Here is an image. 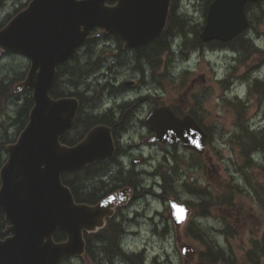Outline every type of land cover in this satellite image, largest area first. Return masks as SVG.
<instances>
[{"label": "flooded vegetation", "instance_id": "af4514ba", "mask_svg": "<svg viewBox=\"0 0 264 264\" xmlns=\"http://www.w3.org/2000/svg\"><path fill=\"white\" fill-rule=\"evenodd\" d=\"M31 1L0 0V26L8 23L14 14L25 10ZM179 1L169 0L166 24L161 34L165 33L171 15L182 17L185 27H192L188 14L181 12ZM113 3L115 2L109 1V4ZM245 6L248 18L247 28L237 38L228 42L212 41L213 44L211 45L203 43L205 47L200 55V59H208V57L217 59L220 56H224L225 59L228 58L229 72H225L222 76L215 75L213 79H206L203 72L199 71V75L190 81L191 86L188 88L186 87L189 82V80L187 81V72H190L192 68L187 66V68L182 67L177 71L175 68L177 64L180 65L178 58L172 60L168 56L164 60L161 59L159 62L161 69L156 70V55L162 58L165 54L163 52L159 55V53L154 52L157 37L141 47L126 49L120 38L104 32L102 27L96 26L87 33L80 46L65 61L68 63L71 61L69 66L73 67L76 63H86L89 59H96L100 56L96 64L97 68L90 72L85 83L78 86L75 84L68 86L69 97L77 101L74 121L69 130L66 131L72 140V144L69 146L80 142L91 129L97 126H104L109 129L114 146L111 157L84 167L89 169L86 177L88 193L90 194L88 204L94 205L123 188L131 190L129 200L116 205L112 214L104 218L100 228L86 233V264H138L137 258L134 260L131 256L139 253L130 252L128 249V239L131 237L128 233H137L133 229L134 226L140 223V218L146 216L135 208V205L147 196L163 199L164 203L170 197L169 195L165 196L163 192L157 193L153 187L145 186L142 176L144 174L159 176L161 171H168L172 175L168 176L167 180L173 181L174 185L175 179L178 177L181 179V173H185L187 170L203 171L204 159L212 158L217 149L219 127L217 123L219 122L220 125L222 121L220 111L223 109L231 115L230 124L241 129V135L235 134V140L238 136L236 144L241 153L245 154L246 146H242L241 143L245 142L244 139L249 135L248 132L251 128L264 123V38L261 36L254 37L251 33L253 29L257 30V27L261 25L254 23V21L264 16V0L248 2ZM11 9L12 12H10ZM201 14L205 19L204 7ZM195 25L200 26L202 24L195 23ZM186 32L185 34L180 33V35L187 37L188 32ZM89 40L91 41L87 43ZM162 42L163 39L160 40V43ZM228 52L231 53L229 56L224 55L229 54ZM252 52L256 58L253 63L250 62ZM13 56L29 60L26 56L1 52L0 73L2 71L3 73L0 74V79H4L5 82L11 79L9 77L11 74H8L11 73V67H8L7 64L2 70L1 65L4 61L10 62ZM244 65L248 66L245 71H242L241 68ZM26 71L19 72L24 73L25 76ZM18 78L17 82L21 81V78ZM211 80L216 81L218 84L216 87L221 90V94L217 96L223 99L222 107L218 106L219 109L206 106L207 102L211 101V96L209 97L205 93L214 87ZM192 86L196 90H193ZM15 87L17 93L22 91H20L22 87L16 85ZM174 88L179 91L184 89V99L180 97L176 100L172 97ZM1 100L2 98H0V103L9 102L7 99ZM216 101L219 100L216 99ZM156 110L169 113L170 117L179 120L184 118L193 120L206 134L205 148L198 152L178 142L159 141L156 132L150 128L153 125V116ZM242 127H246L243 132ZM6 133L8 132L6 131ZM258 137H260L261 142L256 150L263 153L264 133L259 132ZM4 143H9L7 136L0 140V169L6 159V144ZM262 158L260 166L261 173L264 174V156ZM149 168H154V171H149ZM119 176H131L133 179L124 181L121 178L118 179ZM185 183L182 182L181 184L184 186ZM156 184L161 185L162 183ZM173 185H171L172 188H174ZM230 185L241 190L239 187L241 185L234 182L226 183L222 188ZM186 187L189 188L187 185ZM198 192L203 191L200 189ZM261 203L264 208V198ZM236 215L241 216L242 212L238 211ZM235 222L241 223V225L236 226L238 230L240 227L243 230L246 225L248 226L246 219L243 222L236 218ZM9 226L10 222L0 212L1 240L10 235ZM115 234H117V240L114 239ZM263 238L264 229L259 240ZM250 246L251 248L254 246L252 242ZM108 251L113 257L111 261L105 262L108 256L105 252ZM247 253L248 251L245 252V256ZM72 260V258L69 259V261ZM259 264H264V255Z\"/></svg>", "mask_w": 264, "mask_h": 264}, {"label": "water", "instance_id": "95a60500", "mask_svg": "<svg viewBox=\"0 0 264 264\" xmlns=\"http://www.w3.org/2000/svg\"><path fill=\"white\" fill-rule=\"evenodd\" d=\"M32 0L0 30V50L30 59L19 84L32 89L33 106L17 140L6 146L0 169V212L10 222V235L0 239V264H60L62 258L81 256L83 232L102 226L112 207L127 200L128 189L117 191L95 205L76 203L61 175L106 160L114 146L109 129L97 126L77 144L60 136L72 125L77 101L50 96L56 66L81 44L90 29L100 26L119 36L126 47H137L164 28L169 0ZM257 0H213L200 32L202 41H228L246 28L245 4ZM157 139L202 151L206 134L190 118L179 120L155 111ZM171 218L179 226L189 214L187 203L169 199ZM66 239H53L56 230ZM186 246L182 252H185ZM191 249V248H190Z\"/></svg>", "mask_w": 264, "mask_h": 264}, {"label": "rangeland", "instance_id": "374dc122", "mask_svg": "<svg viewBox=\"0 0 264 264\" xmlns=\"http://www.w3.org/2000/svg\"><path fill=\"white\" fill-rule=\"evenodd\" d=\"M204 4L205 0H180L181 12L188 14L192 23L191 26H196L195 23H204V16L201 14ZM12 11L11 9L10 12ZM254 23H260L261 25L257 27V30L253 29L251 33L254 37L261 36L264 38V16L258 18ZM189 34L192 35V33ZM230 54L224 55L229 56ZM182 55L180 52L178 53L179 61L184 59ZM167 57L168 55L164 54L162 60ZM170 57L173 58L174 56L171 55ZM188 59L187 65L180 62V65L177 64L175 68L177 71L183 66L192 68L190 72H187V81L189 80L186 84L187 88L191 86L190 81L199 75V71L203 72L206 79H213L215 75L222 76L230 70L229 60L228 58L225 59L224 56L217 59L211 57H208V59L199 58L200 61H198L195 52L190 54ZM255 60V54L252 52L250 62L253 63ZM7 64L8 67H11V73H8L7 68V73L11 74L9 77L14 72L16 74L19 71H26L29 67L28 60L17 56L11 57L10 62L4 61L1 65L2 70ZM247 66H242L241 70L245 71ZM2 73L3 71L0 74ZM211 82L214 87L205 93L209 97L211 96V101L207 102L206 106H212L213 108L219 106L221 108L223 99L217 97L218 94H221V90L216 87L218 86L216 81L211 80ZM194 86L192 88L196 90ZM172 93L174 99L177 100L180 97L184 99V89L179 91L174 88ZM216 99L219 101L217 102ZM17 101L19 102V100ZM16 107L17 103L15 101H9L6 104L4 102L0 103V140L7 136L8 141H10L18 135V129L12 123ZM220 115L222 123L220 122V125L219 122L217 123L219 126L218 145L213 157L204 159L203 171L187 170L185 173H181V179L179 177L175 179V188L166 189L165 192L175 200L191 203L188 219L179 228H176L169 216L167 203L157 197L147 196L135 205V208L143 212L146 217L140 218V223L134 226L133 229L137 233H128L131 237L128 239L129 248H127L130 252L143 253L141 263L209 264L200 257L199 252L206 248V242H210L224 252L227 250L228 254H231L232 264H249L245 251L251 248L252 240H257L264 229V208L261 203L264 198V174L261 173L259 164L263 160L264 152L256 150L259 144H255V149L248 146L247 151H253L256 155H254V160H250L249 165H247V156L241 153L239 146L236 144L238 136L235 140V134L241 135V129L230 124L232 118L227 110L220 111ZM245 128L242 127V132L245 131ZM260 131L264 133V123L251 128L248 132L249 135L244 139L245 142L252 145L254 135L256 137ZM149 171H154V168H149ZM163 172L167 176L172 175L168 171H161L159 176L144 174L142 176L143 183L149 188L153 187L159 194L164 193L162 188L156 184L163 182ZM182 182H186L184 186L181 184ZM232 182L241 185L239 186L241 190L233 188L231 185L222 188L226 183L231 184ZM186 185L189 186L192 192L187 189ZM200 189L203 192L199 193L198 190ZM238 211L242 212L241 216L236 215ZM236 218L243 222L246 219L248 226L246 225L243 230L240 227L241 231L238 230L236 226L241 225V223L235 222ZM194 234H198L200 238L195 237ZM184 246L187 249L182 252ZM132 257L138 258V255ZM85 262L81 258L66 261L62 264H86ZM217 264H220V262Z\"/></svg>", "mask_w": 264, "mask_h": 264}, {"label": "trees", "instance_id": "16d2710c", "mask_svg": "<svg viewBox=\"0 0 264 264\" xmlns=\"http://www.w3.org/2000/svg\"><path fill=\"white\" fill-rule=\"evenodd\" d=\"M212 0H205V7L208 6L209 2ZM187 32H193L194 34V44L199 45L201 44V41L198 38L199 29L198 26L190 27L184 25V20L182 17H175L174 15H171L168 21V26L163 35H161L157 40H155L154 44V52L157 54L161 53V51H167L169 50V38L174 36L175 34H185ZM163 39V42L160 43V40ZM91 40H89L87 43H89ZM213 44V43H211ZM155 59V65L158 64V59ZM100 58L98 56L96 59L88 60L86 63H76L73 67L69 66V63L71 62H64L58 67V72L56 76V80L53 84V86L50 89V95L53 98H58L61 96L69 95L68 86L69 85H81L85 83L88 75L90 72L94 71L96 69L97 60ZM20 77L21 80L24 77V73L21 74L20 72H16L12 74L11 79H8V82H5L4 79H0V98H6L7 101H15L17 103L16 110L14 112V117L12 119L13 125L18 129V131L22 130L27 123L28 120V114L29 111L33 105V100L31 97V90L29 88H24L20 93H15L13 89V83L17 81ZM7 79V78H6ZM6 94V95H5ZM12 97V98H11ZM19 100V102L17 101ZM254 141L252 140V145L249 146L251 149H254L255 144H258L261 142L260 137H253ZM14 140V139H13ZM13 140L9 142H13ZM60 141L64 144L70 145L72 144V140L69 138L68 133L65 132L61 137ZM6 144V143H4ZM3 144V145H4ZM2 148V147H1ZM248 162H250V159H248ZM89 169L82 168L70 173H64L62 174V181L65 185H67L73 196L74 200L76 202H83L88 203L89 202V193H88V180H87V172ZM121 178L124 181L132 180L133 177L131 176H119L118 179ZM168 182L165 180V186L164 189H167ZM98 187V186H97ZM94 193V192H93ZM195 235V234H194ZM87 236V234H86ZM117 234H115L114 239L116 240ZM195 237L200 238V236L195 235ZM53 238L56 241L64 240L65 234L61 232L60 230H57L53 234ZM203 239V238H202ZM252 243L254 246H252V249L246 254L247 260L250 262V264H259L261 257L264 255V238L262 240H252ZM117 247V246H115ZM118 248V247H117ZM119 249V248H118ZM106 253V252H105ZM107 259L105 262H109L112 260V256H110V252L108 251L106 253ZM123 254V253H122ZM124 255V254H123ZM221 250H216L212 244H207V249L200 253V257L209 264H217L220 262V264H231V261L228 257H226ZM204 264V263H203Z\"/></svg>", "mask_w": 264, "mask_h": 264}, {"label": "bare ground", "instance_id": "6f19581e", "mask_svg": "<svg viewBox=\"0 0 264 264\" xmlns=\"http://www.w3.org/2000/svg\"><path fill=\"white\" fill-rule=\"evenodd\" d=\"M261 9V8H260ZM260 13H262V12H260ZM261 18V17H260ZM188 21V20H187ZM189 22V21H188ZM186 31V30H185ZM191 32V31H190ZM187 33V32H186ZM195 43V42H194ZM101 48H103V47H101ZM98 61V60H97ZM187 62V61H186ZM184 67V66H183ZM97 68V67H96ZM171 74V73H170ZM172 74H174V73H172ZM229 77V76H228ZM224 81H226V80H224ZM226 82H228V81H226ZM230 84V83H229ZM227 85V84H226ZM227 88V87H226ZM230 89V88H229ZM229 92V91H228ZM70 94V93H69ZM6 95V94H5ZM69 96V95H68ZM59 97V96H58ZM12 98V97H11ZM250 124V123H249ZM252 126V125H251ZM249 129V128H248ZM263 130V129H262ZM261 132V131H260ZM255 136V135H254ZM259 144V143H258ZM253 152V151H252ZM254 155H256V154H254ZM169 174V173H168ZM168 182V181H167ZM117 240V239H116ZM119 241V240H118ZM112 242H114V241H112ZM118 244V243H117ZM113 247V246H112ZM112 249V248H111ZM113 251V250H112ZM107 253V252H106ZM111 253V252H110ZM115 254H116V252H115ZM115 254H113V255H115ZM119 255V254H118ZM123 256V255H122ZM113 257V256H112ZM135 259V258H134ZM136 260V259H135ZM136 261H138L139 262V260L137 259Z\"/></svg>", "mask_w": 264, "mask_h": 264}]
</instances>
